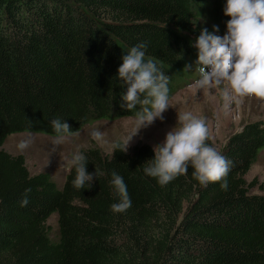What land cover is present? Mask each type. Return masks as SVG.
<instances>
[{
	"label": "trees",
	"instance_id": "1",
	"mask_svg": "<svg viewBox=\"0 0 264 264\" xmlns=\"http://www.w3.org/2000/svg\"><path fill=\"white\" fill-rule=\"evenodd\" d=\"M226 2L0 0V264H264V194L250 193L243 180L264 151V121L243 124L218 150L232 162L227 190L223 181L201 185L191 165L161 186L144 172L154 159L146 145L82 153L86 171L96 172L84 189L73 186L74 168L58 187L1 149L6 137L28 130L54 137L56 118L72 132L135 118L142 106L127 109L118 68L142 42L145 60L170 78V98L185 66L197 65L192 45L200 32L213 25L220 31L230 19ZM113 172L131 199L123 213L111 211L119 202ZM50 215L53 239L45 226Z\"/></svg>",
	"mask_w": 264,
	"mask_h": 264
},
{
	"label": "clouds",
	"instance_id": "2",
	"mask_svg": "<svg viewBox=\"0 0 264 264\" xmlns=\"http://www.w3.org/2000/svg\"><path fill=\"white\" fill-rule=\"evenodd\" d=\"M224 15L230 19L221 28L227 29L223 37L214 34L219 32V26L213 25L212 32L203 29L192 45L198 50L195 71L199 78L190 87L197 90L221 89L225 108L231 101L245 97L264 101V0H227ZM146 48L145 42L132 47L122 57L123 62L118 68L119 79L128 86L122 96L127 109L131 111L137 105L142 106L135 114L137 130L122 143L112 145L113 149H121L122 152L128 150L132 137L142 127L151 125L158 118L162 120V114L169 108L170 78L151 58L145 60ZM192 66L186 65L184 71ZM51 127L55 133L52 152L56 151V146L80 134L79 131H70V126L59 118L51 120ZM32 135L31 130L25 133V138L18 144L19 150L23 151L32 144ZM91 137L98 143H106L99 130H93ZM207 139L208 129L203 119L191 112L179 114L177 127L166 134L163 143L154 147V159L150 166L144 168L145 174L157 178L158 183L165 186L186 174L191 165L194 169L192 174L201 185L223 181L220 187L227 190L232 162L206 144ZM64 162L65 167L75 169L72 183L76 189H84L86 185L87 188L92 187L96 172L86 171L85 155L77 150ZM111 183L119 196V202L111 205V211L123 213L131 207L127 186L116 172L112 173ZM30 192V188L25 190L21 207L28 205Z\"/></svg>",
	"mask_w": 264,
	"mask_h": 264
},
{
	"label": "rangeland",
	"instance_id": "3",
	"mask_svg": "<svg viewBox=\"0 0 264 264\" xmlns=\"http://www.w3.org/2000/svg\"><path fill=\"white\" fill-rule=\"evenodd\" d=\"M211 31V30H210ZM227 29H221L215 35L223 37ZM195 48V47H194ZM198 54V50L195 48ZM197 65L184 73L181 87H177L169 98V108L162 114V120L156 119L151 125L142 127L129 143L128 150L135 145H146L152 150L157 144L164 142L166 134L178 125V115L191 112L195 117L203 119L208 129V141L217 151L226 139L239 131L247 122L264 121V101L255 97H245L231 101L225 108L221 89L197 90L190 87L199 73ZM93 130L104 134L106 143H98L91 137ZM137 130L135 118H121L113 121H95L85 124L79 130L78 136H72L52 152L54 137L33 133L32 144L25 150L18 148L19 142L25 138V133L9 135L5 138L1 149L11 155L20 156L29 174L46 172L56 186L60 187L68 173L66 160L77 150L84 153L96 149L102 154H109L114 143H122L125 138ZM127 150V151H128ZM244 182L250 186V193L264 194V151H261L255 162L243 176ZM261 189H260V188ZM261 190V192H260ZM183 205V209H184ZM45 226L51 239L56 237V217L50 215Z\"/></svg>",
	"mask_w": 264,
	"mask_h": 264
}]
</instances>
